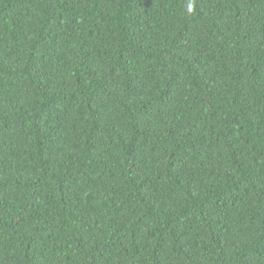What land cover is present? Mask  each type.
<instances>
[{
	"label": "trees",
	"instance_id": "obj_1",
	"mask_svg": "<svg viewBox=\"0 0 264 264\" xmlns=\"http://www.w3.org/2000/svg\"><path fill=\"white\" fill-rule=\"evenodd\" d=\"M0 264H264V0H0Z\"/></svg>",
	"mask_w": 264,
	"mask_h": 264
},
{
	"label": "clouds",
	"instance_id": "obj_2",
	"mask_svg": "<svg viewBox=\"0 0 264 264\" xmlns=\"http://www.w3.org/2000/svg\"><path fill=\"white\" fill-rule=\"evenodd\" d=\"M188 10L191 11L192 10V4L190 3L188 6Z\"/></svg>",
	"mask_w": 264,
	"mask_h": 264
}]
</instances>
